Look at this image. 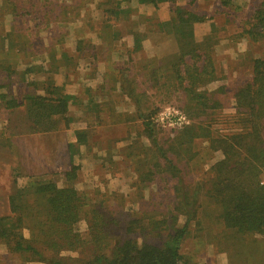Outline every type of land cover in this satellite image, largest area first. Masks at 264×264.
Here are the masks:
<instances>
[{
	"label": "rangeland",
	"instance_id": "374dc122",
	"mask_svg": "<svg viewBox=\"0 0 264 264\" xmlns=\"http://www.w3.org/2000/svg\"><path fill=\"white\" fill-rule=\"evenodd\" d=\"M258 2L176 0L153 7L137 0H0V94L27 104L29 97L45 95L51 86H57L62 93L74 96L67 119L60 115L53 118L52 126L57 129L46 133H30L27 105L4 110L0 99V216L9 215L7 197L15 189L13 180L21 186L31 180L52 179L62 186L63 173L71 164L77 171L69 184L90 204L101 202L109 208L121 239L131 218L155 209L158 213L171 209L173 179L158 173L152 174L155 177L150 182H138V173L147 170L154 152L142 121L124 113L131 102L125 95L130 89L138 97V108L149 116L156 140L165 147L173 143L182 126L176 122L177 113L186 117V124L190 121L182 94L165 88L167 70L159 68L152 74L155 85L149 76L151 65L170 62L178 50L173 10L180 6L204 16L203 22L193 24L197 40L211 32L218 38L213 51L218 80L206 88L212 91L222 85L226 92L214 95L219 107L199 120L216 134L239 133L246 126L240 121L243 110L236 109L231 95L250 80L251 60L262 54L264 41L231 37L242 31ZM113 119L128 124L109 126ZM79 130L86 131L87 141H71L74 145H70ZM193 150L198 151L197 156L189 161L182 153L167 154L190 188L200 191L203 183L207 187L209 168L223 155L201 141L195 142ZM200 193L195 204L198 223L189 224L190 232L182 241L184 261L264 264V237L239 238L226 233L214 219L215 205ZM76 226L80 232L86 230L84 221ZM128 236L138 243L160 240L151 235ZM0 264L26 263L8 254L0 243Z\"/></svg>",
	"mask_w": 264,
	"mask_h": 264
},
{
	"label": "trees",
	"instance_id": "16d2710c",
	"mask_svg": "<svg viewBox=\"0 0 264 264\" xmlns=\"http://www.w3.org/2000/svg\"><path fill=\"white\" fill-rule=\"evenodd\" d=\"M137 1L157 7L160 2L175 3L176 0ZM223 1L226 4V0ZM173 12L178 50L170 62L151 65L149 76L155 85L153 75L156 70H167L169 81L164 82L165 88L171 87L182 94L184 106L188 105L190 110L186 111L190 121L181 126L173 143L165 147L156 140L152 121L138 108L139 99L131 94L130 89L127 96L134 104L136 114L125 113L142 121L154 152L147 170L138 173V182H150L155 177L152 174L158 173L173 179L172 208L162 210L163 214L155 209L131 218L123 228L125 238L121 239L116 235L118 226L115 225L118 223L109 208L102 206L101 202L90 204L69 184L76 179V165L71 164L63 173L62 186L52 179L31 180L21 186H16L13 180L12 188L15 189L7 197L9 215L0 216V243L8 254L22 263L187 264L180 250L182 241L190 232L189 224L198 223L195 204L199 192L215 205L214 219L226 233L239 238L264 237V187L259 185L260 174L264 173V48L259 57L251 60L250 80L239 85L231 95L236 109L243 110L242 114L239 113L240 121L246 126L241 127L239 133L216 134L199 118L208 110L219 107L220 102L214 95L226 92L222 85L212 91L206 88L218 80L213 61L218 38L211 32L197 40L193 24L203 22L204 16L180 6ZM232 36V40L245 36L251 41H264V0H259L242 31ZM49 89L45 95L29 97L27 104L13 96L0 94L2 108L12 110L27 105L30 133L54 131L57 128L52 126V119L59 115L63 120L67 119L68 105L74 96L62 93L57 86ZM109 121L115 123L119 120ZM85 133V130L76 131V144H85ZM196 141L207 143L209 150H220L223 155L209 168L207 187L203 183L200 191L196 187L190 188L191 184L181 175L179 166L167 154L172 152L179 156L182 153L187 161L195 159L198 153L193 150ZM80 221L86 224L83 232L76 226ZM134 233L160 240L138 243L134 237L128 236ZM63 252H75L76 255L64 256Z\"/></svg>",
	"mask_w": 264,
	"mask_h": 264
},
{
	"label": "crops",
	"instance_id": "0c3cea01",
	"mask_svg": "<svg viewBox=\"0 0 264 264\" xmlns=\"http://www.w3.org/2000/svg\"><path fill=\"white\" fill-rule=\"evenodd\" d=\"M128 98V96L127 95H125V99H127ZM124 113H127V114H130V115H133L134 113H135V106H134V104L132 103V102H130V110H126ZM126 124H128L127 122H125V121H122V122H115V123H110L109 124V126H122V127H126ZM99 128V127H98ZM101 128V127H100ZM99 128V129H100ZM104 129H106V128H104ZM71 141H73V143H75V139H73V140H70V145H72V142ZM76 144V143H75ZM68 145V144H67ZM74 145V144H73ZM72 145V146H73ZM68 170V169H67Z\"/></svg>",
	"mask_w": 264,
	"mask_h": 264
},
{
	"label": "built area",
	"instance_id": "2783aa9c",
	"mask_svg": "<svg viewBox=\"0 0 264 264\" xmlns=\"http://www.w3.org/2000/svg\"><path fill=\"white\" fill-rule=\"evenodd\" d=\"M178 114V118L176 119L178 122V124L180 125H184L187 123L186 117L181 114V113H177ZM260 184L264 187V177L260 180Z\"/></svg>",
	"mask_w": 264,
	"mask_h": 264
}]
</instances>
